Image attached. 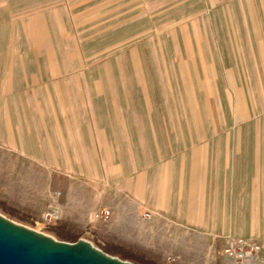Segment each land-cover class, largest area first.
<instances>
[{
  "label": "rangeland",
  "instance_id": "rangeland-1",
  "mask_svg": "<svg viewBox=\"0 0 264 264\" xmlns=\"http://www.w3.org/2000/svg\"><path fill=\"white\" fill-rule=\"evenodd\" d=\"M59 3H75V32L65 30L63 42L65 56L75 48V60H70L75 75L46 74L43 58L33 56L36 49L26 50L21 42L17 48L21 58L11 61L12 66L17 62L18 74L13 75L17 88H23V84L29 87L17 94L20 99L33 102L30 116L26 115L32 126L39 124L35 112L39 108L44 111L43 107H35L43 95L59 99L62 93V103L69 110L75 108L72 92L55 88L62 81H75L81 88L79 106L87 105L85 99L95 100L96 116L93 113L90 120L99 127L103 126L107 94L112 92L113 104L118 98L113 89L109 92L104 88L110 84L118 89L123 84L129 105L134 103L137 89L144 90V115L149 118L146 125L150 128L153 120L156 131L164 134L172 130L180 134L184 125L191 134L204 133L205 119L208 134H264V59L262 71L259 53L252 51L253 42L252 67L246 69L251 72L242 73L243 59L238 58L236 71L241 73L231 76V0H0L1 7L9 4V10L13 6L15 13L52 8ZM234 15L243 17L239 11H234ZM48 46L52 48L50 43ZM9 63L0 57V87L7 81ZM184 100H191V105L184 106ZM119 107L114 117L117 121ZM79 108L81 113L82 107ZM56 109L53 107L50 113L47 108V134L48 138L53 134L51 141L56 134H63L60 127L64 124L54 123ZM22 110L23 107L18 109L21 114ZM68 117L70 125L75 126L72 116ZM81 117V122L88 118L82 114ZM213 119L216 123H211ZM10 124L14 131L22 128V116L12 115ZM34 133L37 135L32 141L39 144L40 132L33 130ZM231 141L237 147L244 140ZM33 150V155L20 156L21 160L14 155L19 163L30 158L35 164L30 171L8 173L6 183L0 175V215L20 226L59 242L86 240L107 255L132 264H264L263 245L256 237L206 234L198 228L199 219L190 227L170 212L153 211L129 197L122 192L117 178H104L107 172L99 148L97 154L89 148L79 155H75V150L61 153L62 148L57 146L33 145ZM47 151L51 152L46 154ZM1 157L5 161L11 159L10 155ZM75 160L80 162L78 170L73 168ZM44 162L52 164L45 167ZM25 202H30L32 209L19 207ZM51 210L57 216L46 221ZM230 238L254 240L260 245V252L251 260H232L226 254Z\"/></svg>",
  "mask_w": 264,
  "mask_h": 264
},
{
  "label": "crops",
  "instance_id": "crops-1",
  "mask_svg": "<svg viewBox=\"0 0 264 264\" xmlns=\"http://www.w3.org/2000/svg\"><path fill=\"white\" fill-rule=\"evenodd\" d=\"M8 6L9 4L0 6V44H3L0 46V57L10 62L9 70H5L7 81L1 84L2 89L0 87V143H3L0 146V175L5 183L8 173L30 171L35 166L30 158L21 163L14 160V155L19 156L18 160H21L20 156L33 155V145L34 148L57 146L62 148L61 153L75 150V155L89 148L97 154L99 148L103 156V169L107 172L104 178H117L122 192H127L137 202L153 211L170 212L190 227H194L195 219H199L198 228L206 234L232 233L239 237H256L263 245L264 255V134H208L207 119L202 120L204 133L191 134L184 125L180 134H176L175 130L164 134L162 130L156 131L158 127L153 120L152 129L146 125L149 118L144 115V90L138 88L134 103L129 105L127 88L123 84L118 89L112 88L110 84L108 89L104 88L106 91L111 92L113 89L116 92L118 103L115 101L113 104L112 92L107 94L103 105V126L99 127L95 121L90 120L93 113L96 116V102L91 98L88 101L85 99L87 105L79 106L82 103L79 94L81 88L78 82L73 81L74 77L73 82L64 84L62 81L55 88L61 92L71 91L75 108L82 107L81 113L80 108L75 110L72 106V110H69L70 107L62 103V93L59 99H49L47 95H43V100L38 101L35 107H43L44 111L39 108L35 112L39 118L36 123L39 124L37 127L32 126V120L27 116H30V107H34L33 102L25 98L22 100L17 94V91H25L29 87L23 84V88H17L13 79V75L18 74L15 69L17 62L12 66L11 61L21 58L17 56V48L21 42L26 50L36 49L33 50V56L35 59L43 58L46 74L75 75L74 67L70 65V60L71 63L75 60V48L73 46L65 56L63 43L65 30L75 32V3L70 6L59 3L52 8L17 13L13 12V6L11 10ZM234 11L242 12L243 17L236 18ZM72 37L75 43V36ZM230 42L231 76L241 73L240 70L236 71L239 69L236 65L238 58L243 59L240 62L242 73L251 72L246 69L252 67V42V51H258L263 71L264 0H231ZM33 43L34 47L31 46ZM49 43L52 48H49ZM20 65L23 66V63L20 62ZM19 69L21 72L22 68ZM189 101L191 100H184V106L188 103L191 105ZM88 106L92 110H88ZM22 107L23 114L20 113L21 110L18 111ZM53 107L57 108L54 123L61 122L64 126L60 127L63 134H56L54 141H51L53 134L48 138L47 115L54 111ZM116 107L120 108L118 121L114 119ZM69 114L75 126L68 122ZM81 114L88 116L87 120L83 119L81 122ZM12 115L23 118L22 128L16 131L10 124ZM151 117L153 119L154 115ZM183 121L186 124V119ZM213 122L214 119L211 120ZM33 130L40 132L39 144L36 140L32 141L37 135L32 134ZM235 138L244 140L242 144L238 143L242 146H233L231 139ZM50 152L47 151L46 154ZM3 155H10L11 159L5 161L6 158L1 157ZM44 163L45 167L52 164ZM78 164L80 162L75 160V170L80 169ZM57 166L59 167L58 164ZM68 168L70 167H66ZM0 181L1 186L2 180ZM19 207L32 209L30 202Z\"/></svg>",
  "mask_w": 264,
  "mask_h": 264
},
{
  "label": "water",
  "instance_id": "water-1",
  "mask_svg": "<svg viewBox=\"0 0 264 264\" xmlns=\"http://www.w3.org/2000/svg\"><path fill=\"white\" fill-rule=\"evenodd\" d=\"M0 264H132L86 240L64 243L0 215Z\"/></svg>",
  "mask_w": 264,
  "mask_h": 264
},
{
  "label": "built area",
  "instance_id": "built-area-1",
  "mask_svg": "<svg viewBox=\"0 0 264 264\" xmlns=\"http://www.w3.org/2000/svg\"><path fill=\"white\" fill-rule=\"evenodd\" d=\"M57 213L51 210L46 216V221L53 220L57 215ZM104 214V213H103ZM107 218L109 217V212L105 215ZM260 245L254 240H242V239H234L231 238L228 240L226 247V254L228 258H231L235 261H244L251 260L260 252Z\"/></svg>",
  "mask_w": 264,
  "mask_h": 264
}]
</instances>
